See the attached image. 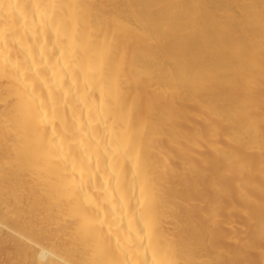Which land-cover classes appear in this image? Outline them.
Here are the masks:
<instances>
[{
  "label": "bare ground",
  "instance_id": "1",
  "mask_svg": "<svg viewBox=\"0 0 264 264\" xmlns=\"http://www.w3.org/2000/svg\"><path fill=\"white\" fill-rule=\"evenodd\" d=\"M0 264H264V0H0Z\"/></svg>",
  "mask_w": 264,
  "mask_h": 264
}]
</instances>
